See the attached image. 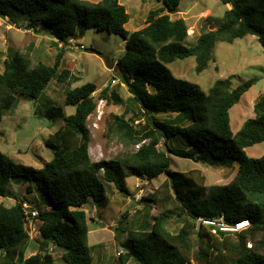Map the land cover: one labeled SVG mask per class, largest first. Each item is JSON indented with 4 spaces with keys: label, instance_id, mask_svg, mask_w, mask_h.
<instances>
[{
    "label": "trees",
    "instance_id": "1",
    "mask_svg": "<svg viewBox=\"0 0 264 264\" xmlns=\"http://www.w3.org/2000/svg\"><path fill=\"white\" fill-rule=\"evenodd\" d=\"M157 1H163L165 8L151 10L147 25L130 31L126 28L130 14L120 0H0L1 17L14 23L19 16L25 17L32 29L41 23L57 42L77 39L84 28L122 36L126 49L117 60V71L131 94L126 105L136 104L145 114L138 125L122 114L112 115L108 134H118L127 147L139 146L121 158L93 160L88 118L97 109L94 92L98 85L89 81L66 92L65 103L75 105L76 110L64 116V124L46 139L55 155L44 166L18 162L0 150V195L16 198L12 206L0 204V264H92L89 216L83 206L91 198L107 203L106 182L125 191L130 176L153 180L163 174L170 176L174 195L148 198L165 209L155 217L150 230L130 238L126 252L119 257L120 264H264V155L250 156L246 150L264 142V92L255 101V116L246 119L236 134L230 116L231 108L258 78L235 87L230 77L219 78L206 92L198 83L177 77L168 66L177 59L195 56L196 72L201 73L213 59L218 41L233 42L250 34L258 37L264 49V0H221L231 8L217 27L202 32L193 46L184 43L189 34L186 21L170 15L181 0ZM165 9L169 13H162ZM64 54L61 49L53 65L39 61L33 66L32 59L21 52L5 59L0 71V126L16 104V92L37 99L53 80L62 81L72 74L69 69H60ZM73 79L79 77L74 75ZM99 97L124 103L110 85L100 90ZM171 113L177 115L169 120L157 118ZM172 137L183 143L186 140L188 148L170 145ZM162 139L164 147L160 148ZM170 153L194 161L211 157L216 164L231 159L227 165L237 161V173L227 184L207 186L203 177L199 181L173 170ZM19 177L35 182L47 196L46 207L36 217L41 248L21 260L18 256L31 240L30 216L23 207L26 199L8 190ZM28 190L33 192V186ZM169 202L173 207H166ZM173 215L183 221L177 233L166 226ZM222 217L230 225L249 219L251 227L236 233L219 229L213 233L212 225L198 223L200 218ZM250 240L254 243L251 247ZM55 247L63 251V263L56 261Z\"/></svg>",
    "mask_w": 264,
    "mask_h": 264
},
{
    "label": "rangeland",
    "instance_id": "2",
    "mask_svg": "<svg viewBox=\"0 0 264 264\" xmlns=\"http://www.w3.org/2000/svg\"><path fill=\"white\" fill-rule=\"evenodd\" d=\"M120 1L130 14V20L126 24V28L130 31L146 26L150 11L165 5L163 1L157 0ZM229 8L231 4H225L221 0H181L177 11L170 15L174 19L183 18L186 21L189 34L184 43L193 46L198 42L202 32L217 27ZM162 13L169 12L165 9ZM17 21L14 23L9 18L0 16L1 72L4 69L5 59L11 58L17 52L28 55L32 59L33 66L39 61L53 65L57 54L63 49L65 54L60 69H69L72 74L62 81L53 80L44 94L37 99L15 93L16 104L9 114L4 116L0 126V150L18 162L35 167L44 166L55 155L53 148L46 144V139L64 124V116L73 114L76 110L75 105L65 103L66 92L89 81L98 85V90L94 92L98 107L88 118L92 159L121 158L127 152L137 149L138 145L131 144L127 147L118 134L109 135L107 131V123L114 114H122L137 125L145 117L138 105L129 102L131 108H127L126 103L131 94L127 86L121 82L117 71V60L126 49V40L119 34L106 30L84 28L77 38V44L70 47L57 42L41 27V23H37V27L32 29L27 26L25 17L19 16ZM251 37L253 35L250 34L233 42L218 41L213 49V59L201 73L196 72L195 56L177 59L168 64L177 77L198 83L206 92L219 78L230 77L233 87L250 78H258L239 103L230 110L234 134L241 129L246 119L255 116V101L260 93L264 92V49ZM74 75L79 79H73ZM114 80H117V83H114ZM107 85L118 91L124 103L118 104L100 99V90ZM176 115V113L159 114L157 118L169 120ZM173 138L169 141L170 145L188 148L186 140L183 143L182 140H173ZM159 147H164L163 139ZM247 153L255 157L264 155V142L249 146ZM170 156L173 170L186 172L199 181L203 177L207 186L231 182L238 169L237 161L233 165H227L230 164L231 159H225L226 164H216L211 157L207 161H194L172 153ZM166 182L167 186H164ZM31 185L33 192L28 190ZM8 190L17 198L26 199L25 201L37 210L46 207V193L39 190L36 183L26 177H19L18 181L9 185ZM106 192L107 203L99 204L91 198L85 204L89 216L92 264H120L118 252L125 253L131 242L130 238L135 237L137 233L150 230L155 217L165 209L161 204L156 207L155 202L148 198L163 199L167 193L174 195V188L170 176L163 174L153 180L145 176H130L125 191L119 190L112 182H106ZM136 196H139L138 201L135 200ZM15 203L14 196L0 195V204L12 206ZM166 207H173L172 202ZM94 213L97 220L93 217ZM32 219L34 223L29 227L31 240L22 249L18 260H21L24 254L32 255L41 248L40 221L38 218ZM182 225L183 221L177 215L166 220V226L172 233H177ZM252 244L254 243L250 240L248 246L251 247ZM52 251L56 261L63 263V251L56 247ZM261 251L264 253V248Z\"/></svg>",
    "mask_w": 264,
    "mask_h": 264
},
{
    "label": "built area",
    "instance_id": "3",
    "mask_svg": "<svg viewBox=\"0 0 264 264\" xmlns=\"http://www.w3.org/2000/svg\"><path fill=\"white\" fill-rule=\"evenodd\" d=\"M63 45H69L70 47L75 46L77 44L76 38H70L67 43L61 42ZM80 46L85 47L83 44H80ZM114 83H117V80L113 81ZM113 83V84H114ZM102 101H106L105 99H102ZM98 107V106H97ZM139 146V145H138ZM135 200H139V196L135 197ZM23 207L25 212L30 216L29 218V224L31 227V223H34V220L32 218H36L39 214V211L37 209H34L33 206L28 204V201L23 202ZM97 220L96 215L94 216ZM208 226H213L212 232L218 233V229L220 231L228 232V233H235L240 232L243 230H246L251 227V221L249 219H244L241 221H238L237 223L230 225L224 222L223 217L221 219H207V218H200V223ZM122 254V251L118 252V256Z\"/></svg>",
    "mask_w": 264,
    "mask_h": 264
},
{
    "label": "crops",
    "instance_id": "4",
    "mask_svg": "<svg viewBox=\"0 0 264 264\" xmlns=\"http://www.w3.org/2000/svg\"><path fill=\"white\" fill-rule=\"evenodd\" d=\"M251 38H253L254 40L258 41V37L255 36V35H253V37H251ZM262 143H263V142H262ZM246 150H247V149H246ZM90 154H92L91 151H90ZM91 157H92V155H91ZM237 165H238V164H237ZM136 177H137V176H136ZM33 208L36 209L35 207H33ZM83 209H85V205L83 206ZM85 210H86V209H85ZM86 212H87V210H86ZM95 215H96V214L94 213V214H93V217H94ZM96 217H97V216H96ZM94 218H95V217H94ZM95 219H96V218H95ZM35 253H36V252H35ZM35 253H34V254H35ZM29 256H30V255L27 256L26 254H24V259L27 258V257H29Z\"/></svg>",
    "mask_w": 264,
    "mask_h": 264
},
{
    "label": "clouds",
    "instance_id": "5",
    "mask_svg": "<svg viewBox=\"0 0 264 264\" xmlns=\"http://www.w3.org/2000/svg\"><path fill=\"white\" fill-rule=\"evenodd\" d=\"M25 201V200H24ZM39 211V210H38ZM236 233V232H235Z\"/></svg>",
    "mask_w": 264,
    "mask_h": 264
}]
</instances>
